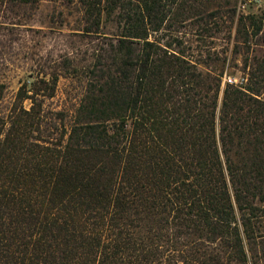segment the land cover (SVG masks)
<instances>
[{
  "label": "trees",
  "instance_id": "16d2710c",
  "mask_svg": "<svg viewBox=\"0 0 264 264\" xmlns=\"http://www.w3.org/2000/svg\"><path fill=\"white\" fill-rule=\"evenodd\" d=\"M81 2L104 40L79 106L44 108L53 71L0 111V264H247L246 240L260 264L264 55L219 105L223 70L171 33L199 12L191 0ZM239 32L264 41V18Z\"/></svg>",
  "mask_w": 264,
  "mask_h": 264
},
{
  "label": "rangeland",
  "instance_id": "374dc122",
  "mask_svg": "<svg viewBox=\"0 0 264 264\" xmlns=\"http://www.w3.org/2000/svg\"><path fill=\"white\" fill-rule=\"evenodd\" d=\"M190 4H195L199 12L171 33L183 38L180 47L187 46L195 59L210 62L214 69H219L217 72L223 70L220 105L228 79H236V84L247 82L249 67L245 69V62H256L264 55L263 32L253 36L250 43H244L239 32L241 16L264 18V0H232L231 4L228 0H191ZM210 13L215 14L210 17ZM86 23L81 0L0 2V83L5 85L0 111L12 106L24 82L45 74L50 77L51 72L59 71L56 94L46 99L44 108L74 112L87 86V67L93 63L97 47L104 40L102 36L87 35ZM114 29L110 24L106 31ZM68 60L76 70L61 67ZM199 68L207 69L204 63ZM25 105L29 107L30 101H25ZM257 229L258 243L263 247L264 215L258 220ZM245 247L247 264H255L247 240ZM259 257L264 259V248Z\"/></svg>",
  "mask_w": 264,
  "mask_h": 264
},
{
  "label": "built area",
  "instance_id": "2783aa9c",
  "mask_svg": "<svg viewBox=\"0 0 264 264\" xmlns=\"http://www.w3.org/2000/svg\"><path fill=\"white\" fill-rule=\"evenodd\" d=\"M228 81L233 83L236 81V79L229 78Z\"/></svg>",
  "mask_w": 264,
  "mask_h": 264
}]
</instances>
